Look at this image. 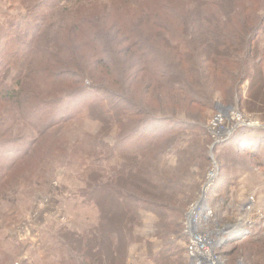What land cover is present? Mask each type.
I'll list each match as a JSON object with an SVG mask.
<instances>
[{
	"label": "trees",
	"instance_id": "trees-1",
	"mask_svg": "<svg viewBox=\"0 0 264 264\" xmlns=\"http://www.w3.org/2000/svg\"><path fill=\"white\" fill-rule=\"evenodd\" d=\"M17 1L25 11L4 27L0 23V104L32 132L28 140L0 142V165L31 153L38 139L44 143L51 135L48 169L56 162L72 164L69 155L83 153L87 172L79 197L97 209V221L54 231L51 241L67 253L62 262L105 264L111 254L110 264H128L116 251L133 237L138 209L145 205L157 210L160 232L187 241L186 224L183 229L178 221L187 202L169 216L175 206L160 202L153 171L184 134L194 133L191 145L208 135L201 109L213 107L216 81L224 78L223 100L229 103L242 101L249 81L247 108L264 111V0ZM81 115L101 123L86 147L55 143L61 126ZM115 126L120 131L111 145L106 138ZM240 130L231 147L264 157V131ZM162 182L166 191H176L175 177ZM219 188L215 184L207 193L213 207L215 196H226ZM250 237L228 244L229 264ZM184 252L180 262L166 253L155 261L189 264Z\"/></svg>",
	"mask_w": 264,
	"mask_h": 264
},
{
	"label": "rangeland",
	"instance_id": "rangeland-1",
	"mask_svg": "<svg viewBox=\"0 0 264 264\" xmlns=\"http://www.w3.org/2000/svg\"><path fill=\"white\" fill-rule=\"evenodd\" d=\"M24 11L25 8L22 9L17 0H0V23L4 27L7 20ZM262 46L264 48V38ZM10 71L7 69L6 77ZM220 80L214 83L213 107L201 109V116L206 115L203 128L208 135H201L191 145L194 133L184 134L164 153L158 169L153 171L154 182L158 184L155 194L160 197V202L170 201L175 206L168 212L169 216L176 213L177 206H183V201L187 202L178 218V221L182 220L183 229L192 204L200 199L209 183L210 174H216L211 188L216 184L226 194L214 199L221 221H231L234 211L240 212L249 197L253 196L255 204L248 214L254 224L250 229V242L237 246L236 254L240 257L235 264H264V157H253L248 151L231 147L242 128L264 131V111L247 108V105L251 106L247 97L249 81L242 86V101L229 103L223 100L225 80ZM178 112L184 116L186 110ZM10 114L9 107L0 104V142L16 140L21 136L28 140L30 137L27 136L32 132L30 127L19 117L10 119ZM67 125L61 126L55 143L67 140L70 148H85L88 135L101 129V123L87 115H81ZM119 131V127L115 126L106 138L107 142L114 145ZM51 136L44 143L42 138L38 139L31 153L0 165V264H22L24 261L27 264H66L62 260L67 253L51 241L54 231L69 227L86 228L97 221V209L93 205L82 204L79 197L84 185L82 178L87 172L85 163L80 161L83 153L71 151L68 158L73 160L72 164L56 162L49 170L47 163L50 161L45 163L44 160L52 147L49 145ZM206 136H209V142ZM188 145L189 148L184 151L183 148ZM7 156L11 155L8 153ZM104 158H97V161ZM171 177L177 179L175 192L173 186L166 191L168 185L162 182L171 180ZM161 194H164L163 197ZM176 218L173 217L174 220ZM161 230L157 210L141 206L133 237L121 243L116 252L122 251L127 263L131 259L135 264H157L155 256L161 253L171 254V260L180 262L185 257V237L173 232L167 237ZM229 249L228 245L224 246L222 255ZM132 251H137L139 258L132 255ZM106 260L104 263L110 264L111 254Z\"/></svg>",
	"mask_w": 264,
	"mask_h": 264
},
{
	"label": "built area",
	"instance_id": "built-area-1",
	"mask_svg": "<svg viewBox=\"0 0 264 264\" xmlns=\"http://www.w3.org/2000/svg\"><path fill=\"white\" fill-rule=\"evenodd\" d=\"M215 175L210 174L212 179L209 177L200 199L192 204L185 223L188 235L185 248L190 264H229L222 255L223 247L247 237L254 226L248 215L255 204L253 196L249 197L240 212L234 211L233 221L218 218L217 206L213 207L207 201Z\"/></svg>",
	"mask_w": 264,
	"mask_h": 264
},
{
	"label": "crops",
	"instance_id": "crops-1",
	"mask_svg": "<svg viewBox=\"0 0 264 264\" xmlns=\"http://www.w3.org/2000/svg\"><path fill=\"white\" fill-rule=\"evenodd\" d=\"M132 255H137V257L139 258V253L137 252V251H132ZM138 258L136 259V260H138ZM129 261H128V264H135L134 262H132L133 260H131V259H128ZM190 264V263H189Z\"/></svg>",
	"mask_w": 264,
	"mask_h": 264
}]
</instances>
